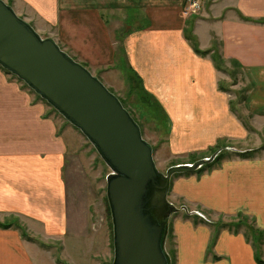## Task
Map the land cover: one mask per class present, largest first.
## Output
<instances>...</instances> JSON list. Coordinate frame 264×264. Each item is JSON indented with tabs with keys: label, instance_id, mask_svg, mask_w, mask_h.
Masks as SVG:
<instances>
[{
	"label": "crops",
	"instance_id": "obj_1",
	"mask_svg": "<svg viewBox=\"0 0 264 264\" xmlns=\"http://www.w3.org/2000/svg\"><path fill=\"white\" fill-rule=\"evenodd\" d=\"M3 1L91 72L127 77L133 69L167 116L169 154L154 148L157 166L192 164L222 142L246 143L251 129L264 131V0H200V13L191 17L184 14L187 0ZM188 30L200 50L217 43L240 68L248 91L238 109L248 123L223 71L210 56L195 54ZM73 141L50 106L0 68V223L17 221L27 234L15 224L0 226V264H107L105 234L92 230L90 205L76 203L65 177ZM183 158L195 161L175 163ZM169 200L190 213L243 214L264 232V152L227 157L202 175L174 176ZM169 229L172 264H259L243 232L222 230L211 246L214 228L183 213L171 217Z\"/></svg>",
	"mask_w": 264,
	"mask_h": 264
},
{
	"label": "water",
	"instance_id": "obj_2",
	"mask_svg": "<svg viewBox=\"0 0 264 264\" xmlns=\"http://www.w3.org/2000/svg\"><path fill=\"white\" fill-rule=\"evenodd\" d=\"M0 67L80 130L111 169L107 197L113 222V264H172L166 250L170 219L181 211L197 214L169 201L172 178L211 164L221 150L162 174L152 145L121 100L3 0Z\"/></svg>",
	"mask_w": 264,
	"mask_h": 264
},
{
	"label": "rangeland",
	"instance_id": "obj_3",
	"mask_svg": "<svg viewBox=\"0 0 264 264\" xmlns=\"http://www.w3.org/2000/svg\"><path fill=\"white\" fill-rule=\"evenodd\" d=\"M213 50L216 54L215 57L218 65L226 71L223 72V75L226 76V83L224 86L232 88V92L234 93L232 96L234 97V107L242 120H244L245 123H248L249 120L247 115L243 116L242 112L238 109L239 103L246 97L248 91V88L242 84V72L240 71L238 65L229 63L225 59H222L217 43L214 45ZM80 64L87 68L85 64ZM87 69L89 70V68ZM89 71L91 72V70ZM106 72L108 71L97 70L91 73L121 100L124 107L131 113L135 121L140 125L144 139L157 150L156 152L161 153L160 151H164V158H166L169 153L166 150V145L163 143L166 142L165 140L169 129L168 123L162 119L161 115L154 113L150 107L142 103L143 99H141V96L138 94L140 89L135 87L137 86V82H133L132 84L128 81L126 76L123 77L118 73L115 76L109 77L107 75L105 77ZM24 86L26 85L24 84ZM26 87L30 89L28 86ZM32 93L35 94L33 91ZM35 96L36 98L42 100L37 94H35ZM50 112L58 118L60 124H62V129H69L74 134V158L69 161V165L65 171V177L68 182V187L74 190L76 203L79 204L81 200L84 199L90 205V212L92 216L90 226L93 231L105 234V252H107V255L105 256L106 259L105 257L103 259H105L107 264H113L115 257L113 222L107 197V177L112 171L100 157L95 147L80 130L71 125L51 106ZM251 132V138L246 143L231 144L228 142H222L215 149L218 148V150H221L220 153H222L223 158L240 157L238 155L241 152H246L245 156L249 157L261 155L264 152V131L255 132L251 129ZM214 150H212L211 153L209 152L208 155H212V153L214 154ZM178 161H195V159L190 158L189 160H185V158H183L181 160H176L175 163ZM169 166V162L162 161L160 162V165L157 166V169L163 174L167 172L170 168ZM169 201L172 202L171 200ZM182 206H184L182 203H178V205L176 204V207L178 208H181ZM191 212H196V215H198L197 217L204 221L212 222L215 231L219 230L223 224H231L233 226L239 225L241 229L240 231L247 234L248 239L252 244L256 243L261 237L254 220L251 218L245 216L228 217L218 215L202 208H197ZM182 213L184 214V211H182ZM178 214L174 216H177ZM48 245L60 249L59 244H47V246ZM166 246L168 252L174 257L175 249L171 234L167 239ZM103 259H101V261H103Z\"/></svg>",
	"mask_w": 264,
	"mask_h": 264
},
{
	"label": "trees",
	"instance_id": "obj_4",
	"mask_svg": "<svg viewBox=\"0 0 264 264\" xmlns=\"http://www.w3.org/2000/svg\"><path fill=\"white\" fill-rule=\"evenodd\" d=\"M186 38L188 40V42L191 44V47L193 48L194 52L196 55L200 56V57H208L210 56L212 61L214 62L216 68L220 71H223V72H226L224 68H221L219 65H218V62L216 61V54L214 52V50H206V51H202L200 50L199 48V45H198V42H197V39L196 37L193 35L192 31H186ZM222 57V56H221ZM222 59H224L222 57ZM1 68V67H0ZM3 69V68H2ZM4 70V69H3ZM5 72H7L8 74H10L8 71L4 70ZM128 76H127V79L130 83L133 84V82H137V88L140 89V91L138 92V94L141 96V99L142 100V103L147 105L148 107H150L154 113H157L159 115L162 116V119H164L166 122H167V116L165 114V111L162 109V107L160 106V104L157 102V100L154 98V96H152L150 93L147 92V90L144 88L143 86V82L141 80V78L133 71V69L129 70L128 72ZM12 75V74H11ZM17 78V77H16ZM21 81V80H20ZM25 84V83H24ZM26 85V84H25ZM27 86V85H26ZM221 89L226 91V88L221 85ZM40 97V96H39ZM246 99V97L241 101L243 102L244 100ZM131 114V113H130ZM154 149V148H153ZM218 150L215 149L213 152H216ZM250 152V151H248ZM253 152V151H251ZM255 152V151H254ZM245 153L246 152H241L239 153L238 156H240L241 158H250L249 156H245ZM213 154V153H212ZM225 158H223V155L222 153H220V155H218V157L209 165H206L200 169H198L196 172H193V173H187V174H178V175H175V176H183V175H193V174H197V175H202L204 172L206 171H209L211 169H213L214 167H216L217 165H220L221 162L224 160ZM109 204V202H108ZM109 210H110V206H109ZM110 213H111V210H110ZM184 217L186 218H191L194 220L195 224H198V223H202V224H208L210 226L213 227V223L212 222H207V221H204L200 218H198L197 216L198 215H191V214H186L184 213L183 214ZM237 216H245L243 214H239ZM245 217H248V216H245ZM249 218V217H248ZM255 223V222H254ZM12 224H15L16 226H18L19 228H21L18 224V222H13L11 224H9V222H6V223H0V226L3 227V228H10ZM214 228V227H213ZM22 229V228H21ZM229 230L230 232H233V233H240L241 229H240V226H233L231 224H223V226L220 227L219 230L215 231L214 230V235H213V238H212V242H211V246L217 241V238L219 236V233L222 231V230ZM23 230V229H22ZM257 230L260 232L261 234V237L260 239L256 242V243H253V247L255 249V252H256V259L258 261L259 264H264V261L261 260L260 258V254H261V251H262V248L264 246V232L261 231L260 229L257 228ZM170 234L172 235V232L171 230L169 229V234H168V237H170ZM23 235L27 238V234L25 233V231L23 230ZM246 237L248 238L247 234H245ZM257 239V238H256ZM249 240V239H248ZM44 245V244H43ZM171 260L173 261V256L168 253Z\"/></svg>",
	"mask_w": 264,
	"mask_h": 264
},
{
	"label": "built area",
	"instance_id": "obj_5",
	"mask_svg": "<svg viewBox=\"0 0 264 264\" xmlns=\"http://www.w3.org/2000/svg\"><path fill=\"white\" fill-rule=\"evenodd\" d=\"M202 5L200 0H187L184 8V14L191 17L200 13Z\"/></svg>",
	"mask_w": 264,
	"mask_h": 264
}]
</instances>
